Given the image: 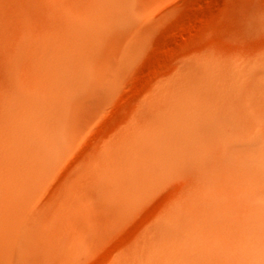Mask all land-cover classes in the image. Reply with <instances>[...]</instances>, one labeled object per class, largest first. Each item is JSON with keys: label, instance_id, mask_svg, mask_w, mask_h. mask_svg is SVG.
Returning a JSON list of instances; mask_svg holds the SVG:
<instances>
[{"label": "bare ground", "instance_id": "1", "mask_svg": "<svg viewBox=\"0 0 264 264\" xmlns=\"http://www.w3.org/2000/svg\"><path fill=\"white\" fill-rule=\"evenodd\" d=\"M155 5L0 0V264H264L263 48L184 55L110 116Z\"/></svg>", "mask_w": 264, "mask_h": 264}, {"label": "rangeland", "instance_id": "2", "mask_svg": "<svg viewBox=\"0 0 264 264\" xmlns=\"http://www.w3.org/2000/svg\"><path fill=\"white\" fill-rule=\"evenodd\" d=\"M156 17L140 38L143 54L111 108L118 117L131 93L172 61L202 50L230 53L264 49V0H155ZM120 109V110H119ZM114 115V116H113ZM98 264L97 259L94 263Z\"/></svg>", "mask_w": 264, "mask_h": 264}]
</instances>
